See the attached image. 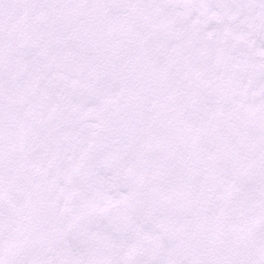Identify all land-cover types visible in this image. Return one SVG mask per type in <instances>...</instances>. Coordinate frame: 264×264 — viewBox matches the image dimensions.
Instances as JSON below:
<instances>
[{"label":"snow or ice","instance_id":"snow-or-ice-1","mask_svg":"<svg viewBox=\"0 0 264 264\" xmlns=\"http://www.w3.org/2000/svg\"><path fill=\"white\" fill-rule=\"evenodd\" d=\"M0 264H264V0H0Z\"/></svg>","mask_w":264,"mask_h":264}]
</instances>
